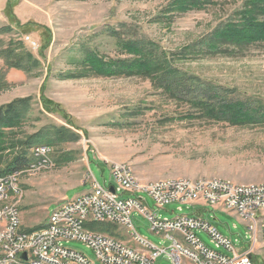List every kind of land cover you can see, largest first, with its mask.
Here are the masks:
<instances>
[{
  "label": "rangeland",
  "instance_id": "1",
  "mask_svg": "<svg viewBox=\"0 0 264 264\" xmlns=\"http://www.w3.org/2000/svg\"><path fill=\"white\" fill-rule=\"evenodd\" d=\"M7 2L0 0V27L10 25L12 32L3 39H21L40 62L39 69L28 74L6 67L0 58L7 81L0 90V106L16 98L31 100L27 118L13 129L15 136L31 134L46 124L67 126L59 114L46 111L41 95L63 108L70 128L79 135L75 142L49 146L48 166L32 167L36 162L32 155L33 161L18 171L21 192L5 204L15 202L19 207L22 229L44 226L55 206L88 192L92 186L89 171L100 185L109 186L111 163L130 164L141 182L209 177L236 183L264 181V122L233 124L200 114L185 115L192 109L185 100L166 95L146 77L76 76L81 71L79 60L88 49L104 59L123 57L116 36L152 40L167 52L178 53L220 24L237 20L244 0H209L202 8L186 10L177 9V0H10L11 17L6 14ZM12 17L29 24L19 28ZM27 35L36 42L35 49L24 41ZM231 47L230 53L188 54L176 58L175 64L203 81L229 89L233 99L264 105V40ZM13 151H0V168ZM143 195L152 207V199ZM177 206L171 202L156 214L171 218L197 211L186 205L178 211ZM201 214L236 251L243 252L252 244L245 223L235 213L209 207ZM131 220L142 238L158 246L169 245L148 229L141 214L132 211ZM195 234L213 247L206 232L196 230ZM115 235L127 238L123 228H117ZM64 245L102 264L82 242L70 240ZM251 256L254 263L264 264L260 233ZM153 264L173 263L160 255ZM181 264L194 263L182 259Z\"/></svg>",
  "mask_w": 264,
  "mask_h": 264
},
{
  "label": "built area",
  "instance_id": "2",
  "mask_svg": "<svg viewBox=\"0 0 264 264\" xmlns=\"http://www.w3.org/2000/svg\"><path fill=\"white\" fill-rule=\"evenodd\" d=\"M23 39L32 49L37 47L28 35ZM49 150L31 149L36 159L31 166L36 169L48 166ZM108 168L109 186L100 185L89 171L87 179L91 182V189L73 197L71 206L64 209L55 206L48 213V227L31 231L22 229L19 207L15 202H6L5 210L0 211V264L22 261L31 264H94L82 252L64 245L70 240L85 244L92 250L95 260L102 264H153L160 255L169 257L173 264H181L182 259H199L200 264H255L251 256L253 242L245 251H236L231 241L203 218L201 211L210 207L235 213L245 223L250 237L252 230L261 232L264 244V181L236 183L209 177L174 179L173 183L141 182L135 172L125 169V162L109 164ZM18 174H10V178L0 175V199H6L10 192H17ZM143 193L152 199V207ZM107 198H114V205H107ZM171 202L178 204V211L183 205L195 207L197 211L174 214L171 218L157 216L156 211ZM74 210H84V217L75 218ZM132 211L147 219L148 229L168 240L169 245L158 246L142 238L133 226ZM91 218H104L106 223H110V219H120L121 227L117 228H124L127 238L92 228ZM169 224L179 226V231L185 233V240H175L164 233V225ZM196 230L206 232L213 247L206 245L195 234ZM219 249L231 252V255Z\"/></svg>",
  "mask_w": 264,
  "mask_h": 264
},
{
  "label": "trees",
  "instance_id": "3",
  "mask_svg": "<svg viewBox=\"0 0 264 264\" xmlns=\"http://www.w3.org/2000/svg\"><path fill=\"white\" fill-rule=\"evenodd\" d=\"M208 2L209 0H177L175 5L177 9L186 10L202 8ZM11 8L12 2L8 0L6 14L9 17L12 14ZM236 16L237 20H228L220 24L209 35L186 45L178 50V53H169L152 40L122 39L116 36V45L124 56L104 59L95 50L88 49L79 60L81 71L77 72L76 76L92 74L146 77L166 95L178 101L185 100L191 110L197 112L193 113L190 110L185 115L200 114L233 124L263 123L264 105H252L244 100L233 99L229 89L203 81L175 64L176 58L188 54L204 56L230 53L233 52L231 46L264 40V0H244ZM11 19L19 28H25L29 24V22L20 24L13 17ZM11 32L10 25L0 27V58L4 65L28 74L35 72L40 67L39 59L25 47L23 41L13 37L6 41L3 39V35ZM114 35H117L115 31ZM6 86L7 81L0 70V90ZM30 101V97H22L0 106V151L6 148L14 149L10 160L0 168V175L18 173L25 169L33 161L30 150L35 145L52 146L79 139V135L70 128L71 121L63 108L42 95L40 101L46 111L59 114L67 126L46 124L31 134L16 137L13 129L19 127L27 118ZM90 160L92 159L89 157V162ZM96 224H99L98 228L95 227ZM96 224L91 227L116 234L117 227L114 224L106 222ZM36 228L39 227L24 230L31 231Z\"/></svg>",
  "mask_w": 264,
  "mask_h": 264
},
{
  "label": "bare ground",
  "instance_id": "4",
  "mask_svg": "<svg viewBox=\"0 0 264 264\" xmlns=\"http://www.w3.org/2000/svg\"><path fill=\"white\" fill-rule=\"evenodd\" d=\"M34 148H50V147L42 144V145H36L32 149H34ZM49 153H50V150H49ZM32 155L35 157V153H32ZM111 164H121V163H111ZM125 169L129 170V172H134L133 168L130 164L125 163ZM10 174H18V173H10ZM10 174L2 175V178H10ZM174 179H182V178H164V179H158L155 181H160L162 183H173ZM20 192H21L20 188H19V186H17V192H10V193H8V195H6V199H0V211L5 210V208H6L5 201L9 197L16 196ZM107 205H114V198H107ZM66 206H71V199L65 200L62 203L58 204L56 206V209H64V208H66ZM74 217L75 218H83L84 217V210H74ZM103 222L104 223L106 222V220H104V218H91V225L96 224V223H103ZM110 223L114 224L116 227H121V220L120 219H110ZM42 227H48V219H47L46 224ZM164 233L168 234L170 236V238H174L175 240H185V233H182L181 231H179V226H177L176 224L164 225ZM258 233H260V237H261V240L263 242V235L261 234V232L259 230H252L251 236H252L253 244L256 241V237H257ZM191 262H193L194 264H200L199 259H191ZM19 264H31V263H30V261H22Z\"/></svg>",
  "mask_w": 264,
  "mask_h": 264
},
{
  "label": "water",
  "instance_id": "5",
  "mask_svg": "<svg viewBox=\"0 0 264 264\" xmlns=\"http://www.w3.org/2000/svg\"><path fill=\"white\" fill-rule=\"evenodd\" d=\"M110 189H111V191H113V187L112 186L110 187ZM23 256H25V255L23 254Z\"/></svg>",
  "mask_w": 264,
  "mask_h": 264
}]
</instances>
